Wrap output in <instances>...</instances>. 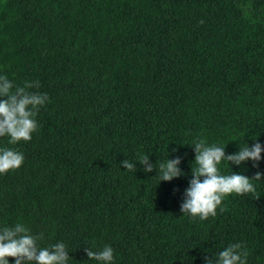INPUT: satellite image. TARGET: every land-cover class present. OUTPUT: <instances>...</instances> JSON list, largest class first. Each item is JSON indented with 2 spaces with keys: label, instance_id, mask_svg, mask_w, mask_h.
Instances as JSON below:
<instances>
[{
  "label": "trees",
  "instance_id": "obj_1",
  "mask_svg": "<svg viewBox=\"0 0 264 264\" xmlns=\"http://www.w3.org/2000/svg\"><path fill=\"white\" fill-rule=\"evenodd\" d=\"M0 75L49 98L31 141L0 137L24 155L0 174V228L64 243L68 264H97L86 249L106 245L113 264H206L236 243L264 264V151L258 167L218 165L260 172L254 193L207 220L180 209L194 141L264 146V0H0ZM177 157L184 175L160 182Z\"/></svg>",
  "mask_w": 264,
  "mask_h": 264
},
{
  "label": "clouds",
  "instance_id": "obj_2",
  "mask_svg": "<svg viewBox=\"0 0 264 264\" xmlns=\"http://www.w3.org/2000/svg\"><path fill=\"white\" fill-rule=\"evenodd\" d=\"M38 83L25 82L23 87H14L6 76L0 75V137H8L10 145L29 142L37 131L36 116L41 107L48 101L46 94L32 92ZM196 167H192L189 187L185 190L184 200L180 206L183 214L193 218L207 220L216 215L217 208L224 198L236 194L243 196L256 191L251 181H260L261 173L257 172L253 179L245 175L231 173L222 175L218 165L227 161L230 165L240 166L248 161L258 167L264 146L259 142L252 147L246 146L234 154H226L224 147L206 146L203 140L193 142ZM24 162V155L12 148H0V174L19 169ZM136 163L125 159L120 167L127 171H136ZM145 173L157 171L149 157L139 162ZM181 159H168L158 166L160 182H171L184 175L180 168ZM40 236H34L23 223L12 227L0 228V264H9L13 258L15 264H68L71 260L66 245L62 242L50 247H40ZM114 250L105 246L102 250L86 249L90 261L97 264H113ZM247 250L241 243L229 245L220 251L214 260L205 257L206 264H247Z\"/></svg>",
  "mask_w": 264,
  "mask_h": 264
}]
</instances>
